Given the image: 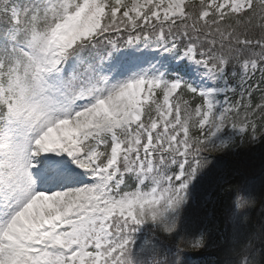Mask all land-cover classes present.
<instances>
[{
  "label": "snow or ice",
  "instance_id": "obj_1",
  "mask_svg": "<svg viewBox=\"0 0 264 264\" xmlns=\"http://www.w3.org/2000/svg\"><path fill=\"white\" fill-rule=\"evenodd\" d=\"M258 145L264 0H0V264H264Z\"/></svg>",
  "mask_w": 264,
  "mask_h": 264
},
{
  "label": "trees",
  "instance_id": "obj_2",
  "mask_svg": "<svg viewBox=\"0 0 264 264\" xmlns=\"http://www.w3.org/2000/svg\"><path fill=\"white\" fill-rule=\"evenodd\" d=\"M220 169L236 173L240 178L253 179L258 185L261 176L264 175V147L256 146L255 148L244 147L238 150L235 155H227L218 161ZM211 194L213 199H216V193H210L209 188L206 186L202 193L204 196ZM199 217L204 218L209 227H224V213L223 208L219 205L209 203L206 207H200L195 210ZM209 213L211 215H209ZM259 217L254 214V222H258ZM213 236H216L215 231ZM219 254L215 250H210L206 254L205 259L215 260L218 259Z\"/></svg>",
  "mask_w": 264,
  "mask_h": 264
}]
</instances>
